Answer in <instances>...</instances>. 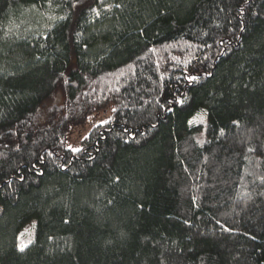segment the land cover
I'll return each instance as SVG.
<instances>
[{"label":"trees","instance_id":"16d2710c","mask_svg":"<svg viewBox=\"0 0 264 264\" xmlns=\"http://www.w3.org/2000/svg\"><path fill=\"white\" fill-rule=\"evenodd\" d=\"M0 264H264V0H0Z\"/></svg>","mask_w":264,"mask_h":264},{"label":"rangeland","instance_id":"374dc122","mask_svg":"<svg viewBox=\"0 0 264 264\" xmlns=\"http://www.w3.org/2000/svg\"><path fill=\"white\" fill-rule=\"evenodd\" d=\"M113 104H109L103 110L90 114L84 123L80 125L71 126L66 134L65 145L68 149L76 151L81 146V141L88 133L99 124H104L111 117ZM205 116L202 112L196 113L191 119L192 122H203ZM33 236V222L28 223L19 234L20 244L26 245L32 239Z\"/></svg>","mask_w":264,"mask_h":264}]
</instances>
